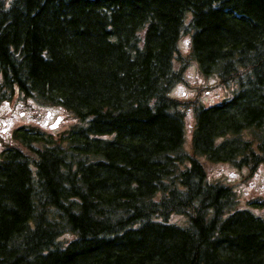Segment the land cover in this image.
I'll use <instances>...</instances> for the list:
<instances>
[{"label":"trees","instance_id":"obj_1","mask_svg":"<svg viewBox=\"0 0 264 264\" xmlns=\"http://www.w3.org/2000/svg\"><path fill=\"white\" fill-rule=\"evenodd\" d=\"M190 66L229 97H172ZM17 96L76 123L2 151L0 264H264L260 206L210 180L264 163V0H0Z\"/></svg>","mask_w":264,"mask_h":264},{"label":"rangeland","instance_id":"obj_2","mask_svg":"<svg viewBox=\"0 0 264 264\" xmlns=\"http://www.w3.org/2000/svg\"><path fill=\"white\" fill-rule=\"evenodd\" d=\"M179 49L183 53H187L188 49V37H184L179 43ZM185 83L177 85L171 96L177 98L178 100H193L198 98V101L205 106L211 105L219 101L221 98L227 96L229 93V88H224L217 84L213 78H203L198 75L194 66L189 67L185 72ZM23 99H14L9 107L5 104L0 105V121L4 119L9 121L7 117L10 115L15 118V121L19 124H23L28 120V118L36 119L41 121L46 119V112L51 114V119L48 120V124L52 125L58 116H62L63 120L59 122L57 126L58 129L52 131V133H58L70 127L75 123L72 115L65 113L57 108H51L42 106L38 103H33L29 106ZM31 102V101H29ZM9 110V113L5 116V112ZM185 111V148L190 149V137H191V127L193 125V113L190 109ZM26 114H25V113ZM5 116L4 118H1ZM45 131L50 132L49 127L45 128ZM2 128L0 127V137L4 135ZM246 171V170H245ZM241 173L242 178L246 177L245 172H239L228 165L215 166L210 171V179L212 181H220L225 185H231L233 190L236 191L237 196L240 198V205L244 204L247 196L260 195L264 197L262 192V185L264 183V164L260 165L253 177L242 181L238 178V174ZM251 187L252 189H250ZM252 194H248L250 192ZM254 191V192H253ZM261 215L264 216V207L260 210Z\"/></svg>","mask_w":264,"mask_h":264},{"label":"flooded vegetation","instance_id":"obj_3","mask_svg":"<svg viewBox=\"0 0 264 264\" xmlns=\"http://www.w3.org/2000/svg\"><path fill=\"white\" fill-rule=\"evenodd\" d=\"M5 124V123H3ZM7 124V123H6ZM5 126V125H4ZM8 129V127L6 126L5 128L2 129V131H6Z\"/></svg>","mask_w":264,"mask_h":264},{"label":"bare ground","instance_id":"obj_4","mask_svg":"<svg viewBox=\"0 0 264 264\" xmlns=\"http://www.w3.org/2000/svg\"><path fill=\"white\" fill-rule=\"evenodd\" d=\"M173 90H174V89H173ZM172 92H173V91H172ZM172 92H171V93H172ZM184 112H185V111H184Z\"/></svg>","mask_w":264,"mask_h":264}]
</instances>
